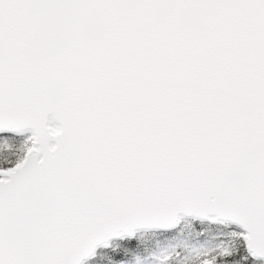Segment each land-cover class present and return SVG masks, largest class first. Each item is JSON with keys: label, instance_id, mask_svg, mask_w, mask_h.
I'll use <instances>...</instances> for the list:
<instances>
[{"label": "snow or ice", "instance_id": "1", "mask_svg": "<svg viewBox=\"0 0 264 264\" xmlns=\"http://www.w3.org/2000/svg\"><path fill=\"white\" fill-rule=\"evenodd\" d=\"M0 264H264V0H0Z\"/></svg>", "mask_w": 264, "mask_h": 264}]
</instances>
